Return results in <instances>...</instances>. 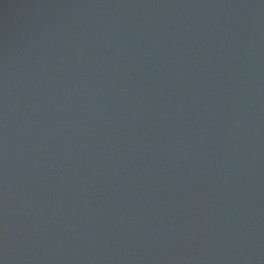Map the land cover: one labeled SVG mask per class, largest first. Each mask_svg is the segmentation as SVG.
<instances>
[{"label":"water","instance_id":"water-1","mask_svg":"<svg viewBox=\"0 0 264 264\" xmlns=\"http://www.w3.org/2000/svg\"><path fill=\"white\" fill-rule=\"evenodd\" d=\"M0 264H264V0H0Z\"/></svg>","mask_w":264,"mask_h":264}]
</instances>
